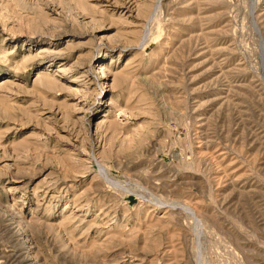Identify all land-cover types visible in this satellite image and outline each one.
<instances>
[{
    "label": "rangeland",
    "instance_id": "1",
    "mask_svg": "<svg viewBox=\"0 0 264 264\" xmlns=\"http://www.w3.org/2000/svg\"><path fill=\"white\" fill-rule=\"evenodd\" d=\"M0 264H264V0H0Z\"/></svg>",
    "mask_w": 264,
    "mask_h": 264
}]
</instances>
